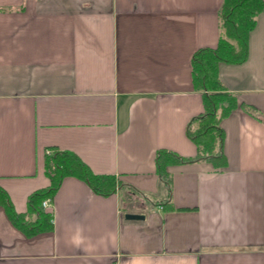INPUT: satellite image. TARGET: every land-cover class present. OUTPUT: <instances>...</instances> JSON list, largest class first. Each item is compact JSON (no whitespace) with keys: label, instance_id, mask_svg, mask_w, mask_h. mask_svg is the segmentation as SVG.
Here are the masks:
<instances>
[{"label":"crops","instance_id":"obj_1","mask_svg":"<svg viewBox=\"0 0 264 264\" xmlns=\"http://www.w3.org/2000/svg\"><path fill=\"white\" fill-rule=\"evenodd\" d=\"M221 3L0 0V186L16 211L50 185L55 151L122 182L102 196L65 177L33 236L0 206V264H264V11L247 60L219 64L238 102L220 123L226 165H168V185L156 163L197 153L191 59L216 47Z\"/></svg>","mask_w":264,"mask_h":264},{"label":"trees","instance_id":"obj_2","mask_svg":"<svg viewBox=\"0 0 264 264\" xmlns=\"http://www.w3.org/2000/svg\"><path fill=\"white\" fill-rule=\"evenodd\" d=\"M263 11L264 0H222L219 9L220 36L216 47L199 48L191 59L193 85L202 92L204 106L203 111L190 120L187 129L197 153L194 157H182L165 149L157 151L158 172L168 185L171 181L168 165L200 160L212 162L216 167L226 165L224 131L220 123L238 107V102L222 83L219 64H240L247 60L249 34L256 26L257 16ZM45 169L51 183L30 194L26 212L16 211L8 193L0 186V206L12 223L27 236L52 228V215L42 203L47 198L52 200L65 177L74 176L86 181L95 193L102 196H109L122 186L116 176L94 173L76 153L68 150L47 155Z\"/></svg>","mask_w":264,"mask_h":264},{"label":"water","instance_id":"obj_3","mask_svg":"<svg viewBox=\"0 0 264 264\" xmlns=\"http://www.w3.org/2000/svg\"><path fill=\"white\" fill-rule=\"evenodd\" d=\"M126 219H144L145 215L138 213H126Z\"/></svg>","mask_w":264,"mask_h":264},{"label":"built area","instance_id":"obj_4","mask_svg":"<svg viewBox=\"0 0 264 264\" xmlns=\"http://www.w3.org/2000/svg\"><path fill=\"white\" fill-rule=\"evenodd\" d=\"M43 207L47 208V207H50L51 206V199L50 198H47L43 201L42 203Z\"/></svg>","mask_w":264,"mask_h":264}]
</instances>
